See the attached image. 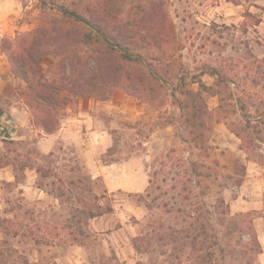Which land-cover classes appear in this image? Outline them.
Returning a JSON list of instances; mask_svg holds the SVG:
<instances>
[{"label":"rangeland","instance_id":"rangeland-1","mask_svg":"<svg viewBox=\"0 0 264 264\" xmlns=\"http://www.w3.org/2000/svg\"><path fill=\"white\" fill-rule=\"evenodd\" d=\"M151 1L106 0L108 9L123 14L109 21L107 29L129 35L140 10L152 6L146 21L158 17L156 10L164 11L170 36L163 48L172 77L163 83L151 81L142 64L126 61V71L133 74L138 66L145 74L143 86L131 83L140 92L132 91L125 78L86 89L101 47L92 50L82 40L71 45L69 50L77 54L69 57L42 40L32 50L30 65L33 88L61 87L56 111L44 109L54 128L58 110L80 97L104 99L114 91L148 105L151 115L136 124L140 133L169 125L170 144L154 150L148 187L141 193H106L59 144L42 154L31 142L0 138V167L9 165L0 177V264H122L105 247L118 242L136 248V264H258L264 248V192L248 187L252 175L264 179V0ZM62 2L54 0L55 5ZM50 6L41 8L36 0L24 18L36 20L38 28ZM135 6L142 8L128 15L126 10ZM32 32L20 34L14 44L5 42L6 52H17L19 42L26 43ZM80 84L86 94L68 91ZM150 84L152 91H142ZM30 90L26 84L12 94L29 107L38 125L41 108L35 107ZM183 90L196 94L197 104L205 106V133L196 142L189 132L200 129L187 125L184 116L189 113L178 107ZM252 164L259 168L247 171ZM26 167L32 169L29 177ZM27 177L37 189L32 199L21 187ZM239 196L244 200L231 207ZM94 215L103 217L90 219ZM120 220L125 225L117 230Z\"/></svg>","mask_w":264,"mask_h":264},{"label":"crops","instance_id":"crops-1","mask_svg":"<svg viewBox=\"0 0 264 264\" xmlns=\"http://www.w3.org/2000/svg\"><path fill=\"white\" fill-rule=\"evenodd\" d=\"M36 0H0V138L15 142H31L42 154H49L56 146L67 150L88 172L92 181H97L106 193L125 191L143 192L150 183L151 160L154 150L170 144V127H154L146 134L140 133L136 124L147 119L150 111L145 102L125 92L114 91L104 99L80 97L73 106H67L55 113L57 126L51 132L36 125L29 107L12 94L14 90L25 89L23 80L16 77L8 60L5 42L14 44V38L37 28L36 20H27V9L35 5ZM123 129V132L116 131ZM223 132V131H222ZM219 145L225 143L218 139ZM233 145V142H232ZM232 145L230 147L232 148ZM118 147L112 150V147ZM230 148V149H231ZM259 168V167H258ZM258 168L255 164L247 166V171ZM9 171V165L0 167V177ZM32 169L26 167L24 174L30 176ZM13 177V174H12ZM27 177V178H28ZM248 180V179H247ZM252 186L264 192V179L252 175ZM246 185L244 181L243 186ZM28 199H32L33 190H37L30 179L21 183ZM235 197L230 206L239 201ZM244 202V201H243ZM251 203V201H247ZM250 207V206H249ZM135 213V207H133ZM251 209V207H250ZM103 215L90 219H101ZM117 230L124 227V220ZM106 245L114 251L122 264H136L138 252L131 243ZM84 257L80 259L83 263ZM258 264H264V248L258 254Z\"/></svg>","mask_w":264,"mask_h":264},{"label":"trees","instance_id":"trees-1","mask_svg":"<svg viewBox=\"0 0 264 264\" xmlns=\"http://www.w3.org/2000/svg\"><path fill=\"white\" fill-rule=\"evenodd\" d=\"M38 1L41 8H46V5L51 6L43 10L44 16L41 19L40 26L32 33L26 35L28 41L24 43L21 40L18 44V51L8 53V60L14 75L24 80L28 89H31L28 93L32 94V100L37 102L35 107L42 109L39 110L42 113V120L38 125L47 132H51L56 128L46 122L45 116L48 115L49 111H56L54 109L58 108L61 87L38 84L39 88H33L30 68L31 63L34 61L32 50L36 46L39 47L42 40H45L48 44L56 45L60 52L67 57L77 54L69 49H71V45H77L79 40L90 45L92 50L101 47L98 51L99 53H96V59H94L95 63H97L95 75L90 78L91 81L85 84L88 90L93 89L98 83L106 84L110 80L112 83L117 84L121 78H125L128 81L127 85L131 86L130 89L138 93L140 90H138L137 86H132L131 83L136 81L138 85H142L146 73L154 83H163L172 77L170 76V56L164 55L163 48L164 43L170 36V26L167 24L168 19H166L164 11L160 10V14H158L155 9L158 17H153L152 20L146 21L143 19L145 16L150 18L153 15L152 6L150 5L148 10L146 8L140 10V16L134 21L133 30L131 32L128 31L130 34L126 35L125 30L108 31V22L121 19L123 14L115 13L108 9L105 5L106 0H62L64 2L59 5H55L54 0ZM148 1L153 3L151 0ZM140 8L142 7H131L126 12L131 16V11L135 10V12H138ZM25 38L22 39L25 40ZM153 50L154 54L152 53ZM91 57L94 58L93 54H91ZM164 60L166 61L165 65H163ZM126 61L142 64L141 66H144L146 70L145 74L138 66L133 71V74L129 70L126 71L122 67V64ZM152 62L156 64L152 66ZM72 72L75 71L72 70ZM211 74L217 75L214 71ZM82 86L83 84L77 85L76 89L71 88L68 91L79 96L86 94L87 92H83ZM152 87L153 85L150 84V87L142 91L150 92ZM180 94L184 99L178 101V107L182 114L189 113L187 116L183 115L186 124L189 125L190 123L191 127L196 126L200 129L197 134L192 128L189 132L191 141L196 142L205 133L202 130L204 128V120L202 119L206 114L205 106L204 104L201 106L200 102L197 104L195 99L198 96L188 90H183ZM45 108L49 111L46 110L47 112H45ZM262 130L264 131V129ZM203 219L205 217L201 218V220ZM203 226V224L200 226V231Z\"/></svg>","mask_w":264,"mask_h":264}]
</instances>
